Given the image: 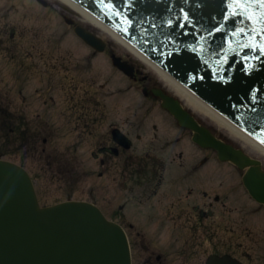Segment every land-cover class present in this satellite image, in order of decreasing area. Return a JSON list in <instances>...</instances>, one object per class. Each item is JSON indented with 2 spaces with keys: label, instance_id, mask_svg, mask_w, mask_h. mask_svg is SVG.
I'll return each instance as SVG.
<instances>
[{
  "label": "flooded vegetation",
  "instance_id": "1",
  "mask_svg": "<svg viewBox=\"0 0 264 264\" xmlns=\"http://www.w3.org/2000/svg\"><path fill=\"white\" fill-rule=\"evenodd\" d=\"M58 61L59 68L52 65L44 71L45 79L48 80L47 92L52 95L56 88L59 91L58 107L47 110V104L56 106L57 101L51 96L43 97L47 101L44 103L45 108L40 109L31 122L33 133L30 143H40V149L46 147L45 133L48 147L53 153L62 146L64 154L69 155L72 153L70 138H79V147H95L94 156L98 159L99 170L104 165L113 167L110 178L112 189H103L102 193L108 190L110 197L106 204L112 209V219L127 230L134 264V258L141 259V264H176L171 261L176 256L183 258L185 264H209L208 260L213 257L226 259L222 264H264L262 220L257 221L258 215L252 216L251 220L245 219L248 205L243 204L242 199L241 205H225L224 201L213 198L214 184L220 181L213 180V158L210 160L204 151L191 142V133L185 135L187 131L183 129L180 132H163L156 127L158 124L152 125L147 134L152 133L157 154L169 152L174 156L150 157L149 161L133 158L128 153L137 149L140 135L135 133L130 136L132 145L125 148L119 142L121 140L110 133L115 124L102 129L113 109L100 107L93 119V110L84 104V78L80 67L69 64L66 57ZM17 78L19 82L23 76L19 74ZM22 102L25 103V99ZM154 102L160 109L159 102ZM15 116L18 122L15 132H24L22 119L26 116L19 106L16 107ZM165 124L171 126L168 121ZM122 132H143V129L131 125L130 129ZM93 137L94 144L91 141ZM21 139L22 136L17 135V140ZM161 140H164L163 146L159 145ZM176 148L181 150L175 152ZM113 149L119 152L115 154ZM119 157L121 159L117 160ZM119 162L125 165L122 176L116 168ZM146 163L156 164L147 165L153 170L161 164L157 168L163 172L152 177L145 176L143 183L133 184V165L142 166ZM66 165L68 168V160ZM64 172L70 174L71 171L64 169ZM105 172L94 177L98 183L106 175ZM122 186H126V190H118ZM100 199L102 194L100 198L98 196ZM120 200H123L122 205ZM102 206L106 209L104 203ZM227 259L231 262L228 263Z\"/></svg>",
  "mask_w": 264,
  "mask_h": 264
},
{
  "label": "rangeland",
  "instance_id": "2",
  "mask_svg": "<svg viewBox=\"0 0 264 264\" xmlns=\"http://www.w3.org/2000/svg\"><path fill=\"white\" fill-rule=\"evenodd\" d=\"M42 3H44L46 7H43ZM62 10H66L68 12V16L76 23L82 25L87 30L107 42V48L104 55L116 53L126 59L125 61L134 64L135 66H141V70L144 69L146 72L145 80L142 79L141 82L124 83L121 79L120 73H117L118 71L116 69H114L113 72L109 70L110 67L109 64H107V58L105 56L100 57L102 59H99L100 66L94 65L93 69L90 70H88V67L83 63L82 66L85 69L83 77L86 82L88 81V85L93 86L92 90H97L98 93L95 96L98 98L101 106L104 105L107 109H113V111H110L111 116L108 118L107 122L110 121L118 127L127 130V128L130 129L131 127L130 122H133L134 120L135 123H137L139 121L138 118L143 117V119L146 118V121L144 122L145 129L143 132H150L153 124L163 125V132H175L171 127H168L165 124L164 117L162 118L163 120L157 122L160 120V116L158 114L161 112L158 109V104H155L153 99H147L142 96V90H146L147 87L154 86L167 91L169 89L165 83L158 79V76L155 74L152 67L136 58L134 54L123 48L122 45H119L108 34L84 21L83 18L75 13L70 7L55 0H0V97H2L0 105L3 106V101L4 106H9L10 111H14L15 107L20 104V99L24 96L27 101L21 106V109H25V112L35 117V114L42 108L43 100L46 99L43 97L40 98V95L38 94L41 93V96H49L42 91L45 78L31 77L30 79L24 80L21 85L16 82L14 75L15 72L18 71V63H16L17 60L21 65L45 69L47 64H54V60L56 58L66 57L70 60L78 58L80 54L85 56L87 53L91 52L90 50L88 51L87 49H83L81 45L75 44L74 41L70 39L71 36H69V34H71V31L67 30L65 26H63L64 23L59 21V15L62 14ZM56 18L59 22L55 21ZM11 33H15L16 38L14 42L8 44L6 43L8 42V38L5 36ZM8 45L9 47H6ZM13 54L15 57H13ZM51 55H53V57L50 60ZM24 70H26L27 74H31L33 72L30 68H24ZM137 70L139 69L137 68ZM18 86H21V96L17 94ZM125 86L131 88L128 93L124 95L115 93L116 88L121 90ZM102 87L103 90L100 89ZM87 89L88 87L85 86V97H88L86 92ZM143 102H145V107L139 108V110H141L139 111L138 107ZM196 116L213 132L220 135L224 141L230 142L229 137L231 136L226 128L220 127L208 117L206 118L200 113H196ZM14 133L15 132H4L0 129V145L3 146L5 151L12 148L16 152L14 144L17 145V142L16 138H14ZM44 136L46 139L44 141H46V144L48 145V137L45 133ZM29 144L28 137L26 136L25 145ZM33 147L36 149L35 146ZM26 150H28L26 147H20L19 150H17V153L13 157L9 158V161L16 164H22L30 175L34 177L33 179L37 185L36 189H39V196L42 204L62 200L66 194V197L70 196L73 200L88 199V201H94L93 198L88 197V193L97 188L93 177H96L99 173H104V171L107 172V166H104L103 169H100L102 171H100L97 166L98 161L92 157V159H90L91 161H88L89 164L86 165V170L84 169V166L78 165L76 167L73 164L68 165V169L66 159H62L55 155L48 146L43 148L42 155L38 153L36 149V152H30L29 156L24 160L21 157V152ZM180 150V148H176L174 151L177 152ZM84 151H86L88 156L90 155L88 148L79 150L81 153ZM6 154L9 153L6 152ZM253 158L264 159V156L254 153ZM120 159L121 157L117 158V160ZM23 160L24 164L21 163ZM72 167L74 170L71 169ZM64 169L70 170L71 173L75 172V174L83 172L86 173L85 179L81 181L78 180L77 184H75L72 188L75 189V192H72L69 187L65 186L69 184L67 183L68 180L72 181L74 179L75 174H67L64 172ZM226 172L228 173V170L212 169V174L217 176L226 174ZM102 182L104 181L102 180ZM68 188L72 192L71 194L67 193ZM110 188H112L111 184L107 183V187L104 189ZM102 190L103 188H101L99 192V197L102 194L100 203H104L106 209H103L105 214L108 216L111 214L110 211L112 210L106 204V202L109 201L110 193L108 190H104L102 193ZM217 190L219 189H215L213 191ZM221 190H223V194L228 193V189ZM217 194H219L225 205H228L230 198L221 194L220 190ZM263 218L264 217L259 214L257 221L262 220V224L264 226ZM174 262L176 264L178 262L185 264L184 260L181 257L177 258V256L174 259Z\"/></svg>",
  "mask_w": 264,
  "mask_h": 264
},
{
  "label": "bare ground",
  "instance_id": "3",
  "mask_svg": "<svg viewBox=\"0 0 264 264\" xmlns=\"http://www.w3.org/2000/svg\"><path fill=\"white\" fill-rule=\"evenodd\" d=\"M71 7L84 21L107 33L119 45H123L131 53H135L127 44L102 27L91 17L83 13L68 0H55ZM136 57L152 66L155 74L168 86L172 93L179 97L193 113L202 114L206 118L226 128L231 137L229 143L215 132H196L195 146L204 151L208 158L218 155L224 161L245 166L243 184L255 204L261 203L258 193L253 191L256 181L264 185V159H253V154L264 156V145L247 132H239L194 94L182 87L178 81L164 73L159 67ZM185 135L190 132H184ZM226 143V145H225ZM239 145V146H237ZM250 150H249V149ZM146 164L141 168L145 169ZM223 169L230 170L228 165ZM16 176L11 178L12 170ZM238 186V189H241ZM253 194V195H252ZM247 199V197L241 194ZM248 202V200H247ZM238 205H241L237 202ZM62 215L58 219L51 209H40L26 175L19 169L7 164H0V212L10 211L7 226L3 224L4 236L0 246V264H128L126 244L117 230L106 225L94 209L88 210L86 205L76 204L75 208L58 207ZM260 210V209H259ZM264 212V205L261 207ZM246 220L253 218L246 213ZM2 216V213H0ZM52 217V224L46 229V219ZM255 217V216H254ZM257 217V216H256ZM243 222H246L243 219ZM229 263V262H228Z\"/></svg>",
  "mask_w": 264,
  "mask_h": 264
},
{
  "label": "water",
  "instance_id": "4",
  "mask_svg": "<svg viewBox=\"0 0 264 264\" xmlns=\"http://www.w3.org/2000/svg\"><path fill=\"white\" fill-rule=\"evenodd\" d=\"M217 5L218 6L216 7V5L214 4V0H210L208 3V6L211 9H213V12L210 11V14H209V18L213 22H211L210 27H208V26L205 27V30H210L211 27H214L217 23H219L221 21L222 11H223L222 0H219V3ZM130 11H131L130 12L131 15H129V16L134 17L133 15L135 13V8H131ZM147 13L148 12H146V14ZM188 22H189L188 25H190L192 21H188ZM174 25H176V24L174 23ZM172 29H173V33L175 34V38H173V40L168 39V41H167V39H165L162 36V34H161V37L163 39L162 42L169 43L172 46V48H171V51L173 54L172 58H174L177 56V53H175L176 51L181 50L183 47H185V44L187 45L188 43H193L194 39L191 36L192 33L187 32V26H183V27H181V29H177L176 27H173ZM217 47H219V46H217ZM174 54H175V56H174ZM167 58H169V56ZM189 59H192V57ZM175 64H177V61ZM191 65L193 66L194 64L187 62L186 65L183 66L182 70L184 72H194ZM235 68H236L235 71L231 75L230 83L226 82L225 84H222L220 82H216V80H211V83H209V77H210L209 73L203 69H201V70L197 69L198 73H200L202 75V79L205 78V76H207V79L205 78L203 81H201V80L197 81L196 80L194 82V83H196V87L200 89L197 91L199 93H202V88L204 87L206 90L209 89L211 91V93L209 95H207L208 97L216 95L217 99H221V95H217V94H222L223 92H225L229 96L227 95L224 98V100H228L230 98V100L232 102L239 104L240 106H249L250 108H251V106H253L254 109H259V110L261 108L264 109L263 102L258 101L259 99L264 98V80H263L264 79V63L261 64V69L257 70V72H258L257 76H254V74H253L255 72H252L251 74L246 75V76L243 75L242 67L240 65H235ZM222 74H224L226 76L225 72ZM257 77H259V78L256 79ZM207 80H208V82H207ZM201 86H203V87H201ZM251 90H252L251 97L248 98ZM204 92H205V90H204ZM156 94L159 95L160 98L162 99L163 107L166 108L167 110H169L171 113H173L178 119H180L181 123L185 127H188L193 132H206L199 125H197V123L194 122V120L187 113H185L181 109L178 102L170 99L169 97L165 96L164 94H162L160 92H157ZM213 98L215 99V96ZM250 102L252 105L250 104ZM247 133H249L251 136H253L255 139H257L259 142L261 139H264V132H247ZM9 166L13 167L11 165H9ZM240 167H242V166H240ZM10 174H11V178H12L13 176H16V171L13 169ZM28 182H29V180H28ZM29 184H30V182H29ZM252 187H253V191L258 193L259 197H262L261 202L264 203V185H263V183L261 181H258V182L256 181V183ZM64 206L75 208L76 205L66 204V205H62L59 207H64ZM87 207H88V210L94 209L97 212V210L95 208H93L92 206L88 205ZM56 208H58V207H56ZM56 208H51V209H53V211H50L51 209H47V211L55 212L56 213L55 216L58 219H60L61 217H63V215H62L63 212H62V210H57ZM0 213H2V216H0V246H1L3 244L2 239L5 238L3 224L5 226L8 225L6 223H7V217L9 216L10 211L5 210V211L0 212ZM97 214L102 219V221L104 223H106V225L113 227L115 230H117L119 232V234L121 235V238L123 239V241L126 244L125 237H124L123 233L117 227H115V225L106 222L100 216V214L98 212H97ZM51 218L52 217H49L46 219V229L52 224ZM126 250H127L128 264H129L127 244H126Z\"/></svg>",
  "mask_w": 264,
  "mask_h": 264
},
{
  "label": "snow or ice",
  "instance_id": "5",
  "mask_svg": "<svg viewBox=\"0 0 264 264\" xmlns=\"http://www.w3.org/2000/svg\"><path fill=\"white\" fill-rule=\"evenodd\" d=\"M232 2L233 3H238V2H240V0H232ZM255 2H258L259 4L264 6V0H255ZM242 14H243L242 12H233V16L242 15ZM225 19H229V17L226 16ZM245 19H249L250 20V17L245 16ZM257 23L262 25V27L258 31H264V16L258 18L257 19ZM256 31H257L256 29H249V34H252V33L256 32ZM240 32H244V30L240 29ZM262 39H264V37H262ZM253 50H255V49H253ZM260 50H261V53L264 54V47H262ZM260 143L264 144V139H261Z\"/></svg>",
  "mask_w": 264,
  "mask_h": 264
}]
</instances>
